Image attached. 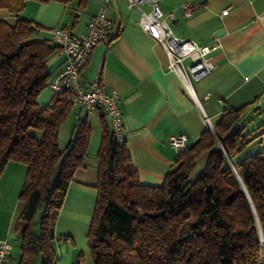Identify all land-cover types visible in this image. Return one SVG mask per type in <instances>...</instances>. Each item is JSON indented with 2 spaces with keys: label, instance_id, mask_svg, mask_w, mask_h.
Returning <instances> with one entry per match:
<instances>
[{
  "label": "trees",
  "instance_id": "1",
  "mask_svg": "<svg viewBox=\"0 0 264 264\" xmlns=\"http://www.w3.org/2000/svg\"><path fill=\"white\" fill-rule=\"evenodd\" d=\"M26 1L0 0V10L15 18L13 26L0 20V176L9 162L26 167L15 225L19 264H55L53 216L83 167L91 127L86 114L77 116L60 149V128L73 105L66 93L38 103L51 81L47 57L57 47L22 17ZM78 3L81 9L85 2ZM248 106L223 111L213 131L178 153L161 185L140 182L125 140L118 144L102 121L87 235L92 264H129L131 253L133 264H264L258 234L260 226L264 242V152L235 160L250 139L242 128L230 131ZM204 153L205 166L190 180Z\"/></svg>",
  "mask_w": 264,
  "mask_h": 264
},
{
  "label": "crops",
  "instance_id": "2",
  "mask_svg": "<svg viewBox=\"0 0 264 264\" xmlns=\"http://www.w3.org/2000/svg\"><path fill=\"white\" fill-rule=\"evenodd\" d=\"M84 2L79 9L78 0L67 4L27 0L22 17L40 28L39 39L54 46L51 29L68 27L75 34L83 33L88 20L104 9L111 21V31L92 50L81 78L90 82L99 74L104 93L115 91L120 95L124 139L141 183H163L179 153L169 145L171 138L184 136L191 146L203 131H213L223 111L247 104L236 127L249 135L250 142L235 160H242L240 156L247 149L244 157L264 152V0H158L165 21L177 37L193 40L200 46L217 44L208 55L214 69L205 78L192 80L190 92L168 70L164 49L142 30L139 13L129 9L126 0ZM185 3L197 6L191 17L183 13ZM143 9L148 11V7ZM223 10L227 14L223 15ZM169 14L174 18L170 19ZM0 20L11 26L15 23V18L5 10H0ZM64 61L57 49L47 57L51 79L63 69ZM52 96L47 89L38 103L45 106ZM84 114L91 136L83 167L74 172L62 206L53 216L55 264H92L85 254L89 250L87 235L97 198L101 123L104 120L108 124L107 117L101 110L87 114L73 106L60 128L58 143L66 125L69 123L71 133L77 116ZM206 160L207 153L197 159L189 173L190 180L203 169ZM25 174V165L9 162L0 176V240L9 243L24 209L19 192Z\"/></svg>",
  "mask_w": 264,
  "mask_h": 264
},
{
  "label": "built area",
  "instance_id": "3",
  "mask_svg": "<svg viewBox=\"0 0 264 264\" xmlns=\"http://www.w3.org/2000/svg\"><path fill=\"white\" fill-rule=\"evenodd\" d=\"M126 1L129 9L139 13L138 24L142 30L164 49L169 60L168 70L175 73L190 92L192 80H201L214 69L208 55L217 48V44L200 46L193 40L177 37L165 21L158 0ZM144 7H148V11H144ZM196 8V5L186 3L182 6L186 17H191ZM222 14H227V10H223ZM168 17L174 18L173 14ZM111 27V21L103 9L88 20L83 33L75 34L68 27L51 29V41L65 61L63 69L51 79L48 88L54 94H68L72 105L82 108L87 114L95 110L103 111L110 131L117 143L121 144L125 139L120 95L115 91L104 93L99 74L90 82L81 78V70L92 50L108 38ZM205 122L210 127L207 118ZM169 145L178 152L188 146L184 136L171 138ZM10 254V243L6 239L0 240V264H7Z\"/></svg>",
  "mask_w": 264,
  "mask_h": 264
},
{
  "label": "rangeland",
  "instance_id": "4",
  "mask_svg": "<svg viewBox=\"0 0 264 264\" xmlns=\"http://www.w3.org/2000/svg\"><path fill=\"white\" fill-rule=\"evenodd\" d=\"M51 40V39H50ZM50 45H52L51 42H48ZM66 130L64 129V131L62 132V137L60 138V142H59V147L60 149H63L66 145V143L68 142V139H69V135L70 132L68 130L69 128V123L66 125ZM248 149L246 151H244L243 155L240 156V158L242 157V159L248 157H244L247 153H248ZM244 157V158H243ZM230 164V167L233 169V166H232V163L229 162ZM24 184V182H23ZM23 186V185H22ZM21 192V191H20ZM19 192V194H20ZM10 243L13 247V251L11 253V256H10V261H9V264H19V261H20V258H21V252H20V245H21V239L19 237V235H15V234H12L10 236ZM261 246H262V254L264 255V242H263V238H262V243H261ZM85 257L91 261V256H90V251H86V254H85ZM128 262L129 264H133L135 261V255L133 253H131V255L128 257ZM36 264H39V260L36 261Z\"/></svg>",
  "mask_w": 264,
  "mask_h": 264
},
{
  "label": "water",
  "instance_id": "5",
  "mask_svg": "<svg viewBox=\"0 0 264 264\" xmlns=\"http://www.w3.org/2000/svg\"><path fill=\"white\" fill-rule=\"evenodd\" d=\"M221 33V31H219L216 36H218L219 34ZM236 127V125H234L230 131H233L234 128ZM220 146H221V142H219ZM258 234H259V240H260V243H262V232H261V229H260V226H258Z\"/></svg>",
  "mask_w": 264,
  "mask_h": 264
}]
</instances>
